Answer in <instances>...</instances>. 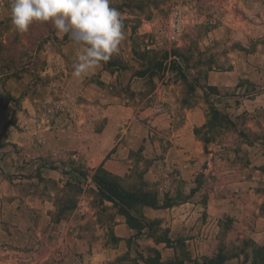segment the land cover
Here are the masks:
<instances>
[{
    "label": "rangeland",
    "instance_id": "374dc122",
    "mask_svg": "<svg viewBox=\"0 0 264 264\" xmlns=\"http://www.w3.org/2000/svg\"><path fill=\"white\" fill-rule=\"evenodd\" d=\"M174 2L182 5L184 28L178 42L171 44L162 27ZM11 3L0 0L2 156L24 147V141L16 139L14 133L42 130L60 110L67 116L74 113L71 108L65 110L66 104L58 108L50 104L48 113L40 101L39 87H34L38 101L33 107L23 102L32 89L30 84L40 80L37 69L47 63L42 57L66 50L61 46L70 40L57 35L51 24H33L27 33H17L11 24ZM111 6L121 13L125 39L118 53L104 64L114 76L103 78L99 73L91 79L98 92L106 91L92 109L96 132L100 136L106 127L110 130V123L105 121L118 111L108 109L107 96L132 98L130 92L122 93L113 86L123 84L126 62L122 53L129 27L134 35L132 61L137 65L131 78H145L151 90H157L153 104H148L151 108L154 105L150 115L162 117L163 124L185 106L203 109L204 124L193 130L205 155L202 165L213 168L219 163L222 172L218 179L210 172L200 173L191 194L199 191L204 198L211 194L216 181L223 182L216 190L218 195L213 193L225 200L224 216L217 223L218 236H214L218 243L213 240L209 251L202 245L207 240L203 227L212 222L202 209L172 230L165 223L167 217L150 222L135 217L141 206L133 204L127 217L132 229L127 249L102 263L96 259L104 248L117 244L112 229L120 217L126 220L119 205L98 193L93 180L97 171L127 191L156 196L162 206H168L171 199L169 191L146 180L139 165L144 167L149 161L139 151L130 156L133 168L123 177L99 165L110 147V141L99 138L96 148L91 149L94 167L87 168L79 160L68 161L64 188H58V194L54 182L42 171H14L7 159L2 162L1 183L23 186L24 201L21 221H0V264H146L147 258L153 264H264V6L257 3L250 12L239 6V0H112ZM142 24V34L135 35ZM147 44L153 48L147 50ZM50 63L56 65L55 61ZM9 75L22 79L24 90L17 99L4 89ZM104 85L107 87L103 89ZM252 101H256V108ZM215 111L223 120L220 116L212 119ZM197 201L203 202L200 198ZM148 240L159 248L164 246L163 250L150 248L145 244Z\"/></svg>",
    "mask_w": 264,
    "mask_h": 264
},
{
    "label": "crops",
    "instance_id": "0c3cea01",
    "mask_svg": "<svg viewBox=\"0 0 264 264\" xmlns=\"http://www.w3.org/2000/svg\"><path fill=\"white\" fill-rule=\"evenodd\" d=\"M257 3L264 6V0H257V2L256 0H239V6L247 12L252 11ZM143 27L144 24L134 34L141 35ZM126 33L128 38L122 53L123 60L126 62V67L122 71L123 84L113 86L119 87L122 93L130 92L132 98H125L123 95L120 97L107 96L108 109L118 110L117 114L110 115L105 121L106 124L110 123L111 129L106 130V127L100 136L96 132L92 109L97 99L105 96L103 93L106 91L98 92L99 87L91 79L99 73L103 78L107 75L112 77L114 72L103 65L102 68L83 79L73 78L71 73L77 59V48L70 41L61 46L66 49L61 53L52 55L46 53L45 57H42L47 63L40 70L37 69L40 73V80L30 84L32 89L29 94L24 95L23 102L33 107L38 101L34 87H39L40 101L48 108V113L52 107L50 104L57 108L66 104L65 110L68 112L71 108L74 113L67 116L60 110L56 112V116H51V121L48 120L42 130L14 133L13 136L16 139L24 141V147L6 151L4 156L0 151V167L7 159L14 171L30 173L34 168L38 169L46 178L54 182L58 194V188H64V170L68 161L79 160L87 168L94 167L90 163L91 149L96 148V141L99 138L110 141V147L109 151L100 158L98 164L114 175L123 177L125 173L128 174L133 168L130 156L133 152L139 151L144 159L149 161L147 164L144 163V167L139 165L140 170L146 173V180L157 183L160 190L169 191L171 199L168 206H162L161 200H158L156 208L142 206L137 215L146 222L167 217L165 219V223H168L167 227L170 226L174 230L178 224H181V221H189L194 214L198 213V210L202 209L208 215V221H212L203 227L207 240L202 245L205 246L206 251H209L213 248L210 246L213 240L217 239L218 243V238L214 239V236H218L220 228L217 223L224 216L222 204L225 200L222 198L219 200L218 196L213 195L219 187L222 188L224 185L223 182L218 183V181L215 182L216 186L213 187L211 194H207L204 198L201 197L199 191H195L194 195L191 194L192 190L198 186L196 178L200 173L210 172L213 178L218 179L222 172L219 163H216L213 168L208 166L203 168L202 165L205 155L193 130L204 124L203 109L185 106L177 116L173 115L163 124L162 117L155 114L150 115L154 112V105L151 108L148 104L149 102L153 104L157 90H151L145 78H131L132 70L137 68L132 61L134 35L129 27ZM51 61H55L56 65H52ZM20 81L22 79L17 80L16 77L9 75L8 85L4 87L9 96L15 99L19 98L24 90ZM106 87L104 85L103 89ZM254 102L256 101H252ZM254 104L256 108L257 105ZM10 106L11 102L8 103V107ZM39 139L40 144L36 142L40 141ZM26 141H32V143H26ZM22 187L16 183L11 185L10 182L6 184L0 181V221L5 218L15 221L23 219L21 213V204L24 201L21 195ZM180 195L184 197L180 198ZM198 198L203 202H198ZM214 223H216V228L213 227ZM112 232L118 239L117 244L104 248L98 255L95 253L97 256L92 255L93 259L96 256V259L100 258L102 263L122 254L127 249L126 240L132 236V229L127 225L124 217L116 221ZM145 244L160 251L164 248V246L159 248L158 245H154L152 240H148Z\"/></svg>",
    "mask_w": 264,
    "mask_h": 264
},
{
    "label": "clouds",
    "instance_id": "9594fccd",
    "mask_svg": "<svg viewBox=\"0 0 264 264\" xmlns=\"http://www.w3.org/2000/svg\"><path fill=\"white\" fill-rule=\"evenodd\" d=\"M112 0H12L14 31L28 32L33 24H51L61 38L68 36L77 48L71 73L83 79L118 53L125 39L121 13Z\"/></svg>",
    "mask_w": 264,
    "mask_h": 264
},
{
    "label": "trees",
    "instance_id": "16d2710c",
    "mask_svg": "<svg viewBox=\"0 0 264 264\" xmlns=\"http://www.w3.org/2000/svg\"><path fill=\"white\" fill-rule=\"evenodd\" d=\"M219 115L218 112H214L213 120H215ZM224 117L220 116V120H223ZM94 184L98 193L107 201L117 204L121 209L125 212L126 223H128V211L132 210L133 204H139L142 206H148L151 208L157 207V198L156 196L150 197V195H146L145 193L138 191H127L122 188L117 182L112 179L105 178L103 175L99 174V171L93 176ZM135 217L139 219H143L135 213ZM129 226V224H127ZM130 227V226H129ZM131 228V227H130ZM146 264H153L152 259L147 258L145 260Z\"/></svg>",
    "mask_w": 264,
    "mask_h": 264
},
{
    "label": "built area",
    "instance_id": "2783aa9c",
    "mask_svg": "<svg viewBox=\"0 0 264 264\" xmlns=\"http://www.w3.org/2000/svg\"><path fill=\"white\" fill-rule=\"evenodd\" d=\"M184 28L182 5L174 2L167 12L163 21L162 33L168 43L175 44ZM147 50L152 49L148 44L145 46Z\"/></svg>",
    "mask_w": 264,
    "mask_h": 264
}]
</instances>
